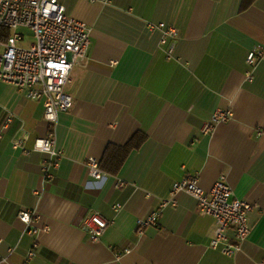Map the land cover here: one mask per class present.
Returning <instances> with one entry per match:
<instances>
[{
	"label": "crops",
	"instance_id": "0c3cea01",
	"mask_svg": "<svg viewBox=\"0 0 264 264\" xmlns=\"http://www.w3.org/2000/svg\"><path fill=\"white\" fill-rule=\"evenodd\" d=\"M57 1L88 27V58L64 87L73 105L54 125L61 158L51 181L48 155L33 150L48 131L42 103L0 82V130L15 115L0 136V264H264V57L246 62L264 51V0ZM159 23L177 30L170 58ZM217 109L231 119L204 133ZM89 158L102 180L90 177ZM185 175L204 191L224 175L255 206L234 257L208 247L214 221L185 192L136 234L137 219ZM22 209L38 216L28 227L16 217ZM89 212L109 222L97 242L81 224Z\"/></svg>",
	"mask_w": 264,
	"mask_h": 264
},
{
	"label": "built area",
	"instance_id": "2783aa9c",
	"mask_svg": "<svg viewBox=\"0 0 264 264\" xmlns=\"http://www.w3.org/2000/svg\"><path fill=\"white\" fill-rule=\"evenodd\" d=\"M157 28L161 32L160 43L167 45L166 58H170L177 30L164 23H159ZM89 48L88 27L84 22L66 15L64 7L57 0H0V82L13 86L26 98L43 105L42 118L48 131L44 137L34 140L33 150L48 155L43 166L46 181L53 179L51 171L58 167L61 158V152L56 148L54 125L58 114L69 111L73 105V99L64 92V87L72 67L82 65L87 60ZM262 57L264 51L253 49L248 52L246 62L254 65L256 59ZM14 116L7 113L0 136ZM231 116L229 109L215 110L204 125L203 132H211L216 124L228 122ZM257 134L264 135V130H257ZM12 147H23V140H16ZM87 166L91 178L102 180L104 174L94 158L88 159ZM197 181V177L185 175L174 182L171 198L161 200L156 210L137 219L136 234L142 235L146 227L156 226L160 209L174 204V197L185 192L195 199L198 212L210 216L214 221V232L208 247L234 257L249 234L248 213L255 206L238 199L224 175L219 176L209 191L200 188ZM119 208L118 204L112 206L115 212ZM16 217L28 227L38 216L33 210L22 209ZM81 224L89 241L97 242L109 222L97 212H89L83 216ZM229 230L233 232V237L229 236ZM47 231V226L37 231L27 230L30 234ZM36 247L34 242L27 252V260L35 255ZM123 253L127 254L129 250ZM119 256V253L114 254L116 259Z\"/></svg>",
	"mask_w": 264,
	"mask_h": 264
},
{
	"label": "trees",
	"instance_id": "16d2710c",
	"mask_svg": "<svg viewBox=\"0 0 264 264\" xmlns=\"http://www.w3.org/2000/svg\"><path fill=\"white\" fill-rule=\"evenodd\" d=\"M134 140H135V136H134ZM134 140H132V142H133Z\"/></svg>",
	"mask_w": 264,
	"mask_h": 264
}]
</instances>
